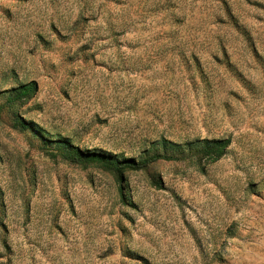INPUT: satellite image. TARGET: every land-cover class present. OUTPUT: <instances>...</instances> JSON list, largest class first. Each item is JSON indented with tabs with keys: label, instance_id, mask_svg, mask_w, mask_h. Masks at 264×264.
<instances>
[{
	"label": "rangeland",
	"instance_id": "374dc122",
	"mask_svg": "<svg viewBox=\"0 0 264 264\" xmlns=\"http://www.w3.org/2000/svg\"><path fill=\"white\" fill-rule=\"evenodd\" d=\"M0 264H264V0H0Z\"/></svg>",
	"mask_w": 264,
	"mask_h": 264
},
{
	"label": "trees",
	"instance_id": "16d2710c",
	"mask_svg": "<svg viewBox=\"0 0 264 264\" xmlns=\"http://www.w3.org/2000/svg\"><path fill=\"white\" fill-rule=\"evenodd\" d=\"M34 90V86L32 84L21 85L16 89V96L13 99H19L20 97H26L28 93ZM158 145L168 146L172 149L178 150L181 149L178 145H173L170 143H166L165 141H161L157 143ZM229 145L228 140H202L195 141L188 146L196 149L198 154L207 159L209 162H215L220 159L227 149ZM70 151L63 152L61 154V158L64 161L69 163L85 166L90 164H97L104 168L105 170L111 171L113 173L120 174L123 170H141L146 168L148 165L158 161V160H171V157L162 155V154H153L152 156H146L139 160L127 159L122 162L118 161L117 158L110 156L108 154L103 153H87L83 154L79 152L77 149L70 147Z\"/></svg>",
	"mask_w": 264,
	"mask_h": 264
}]
</instances>
